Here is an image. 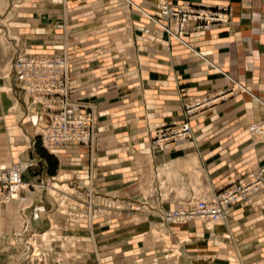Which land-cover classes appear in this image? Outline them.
<instances>
[{
  "label": "crops",
  "instance_id": "obj_1",
  "mask_svg": "<svg viewBox=\"0 0 264 264\" xmlns=\"http://www.w3.org/2000/svg\"><path fill=\"white\" fill-rule=\"evenodd\" d=\"M155 2L0 0L4 32L0 38V164L24 160L48 166L47 161L51 162L38 146L22 148L25 113L21 106L29 97L11 92L14 81L5 75L11 73L18 51L50 55L53 40L65 47L70 59L72 100L96 118L93 148L54 153L59 158V174L67 180L91 175L96 191L103 195H140L144 187L155 183V170L190 157H184V150L161 153L150 149L152 126L181 121L182 104L188 99H182L180 89L190 88L189 98H197L222 92L233 81L248 92L226 98L219 109L200 116L191 127L197 132L207 127L208 117L216 123L229 118L225 129L234 130L205 136L203 141L196 135L206 144H198V156L204 162L216 160L210 170L211 175L220 174L213 181L214 191L234 184V178L249 167L264 164H258L259 158L264 159V144H254L246 129L248 121L264 117L259 103L264 102V0L233 1L235 16L230 24L189 34L187 45L168 40L137 11L136 6L140 12L154 14ZM57 15L60 19L54 20ZM29 109L30 119L41 115L38 107ZM47 125V118L38 123L41 128ZM35 127L30 126L29 142L37 139ZM237 160L240 163L234 169L227 167ZM44 178L40 169L23 175L25 183ZM165 208L176 206L167 203ZM138 217L142 222L136 225L125 214L114 217L109 226L97 220L79 227L74 233L82 248L81 264L89 259L93 264H264V203L236 205L233 216L212 233L201 222L169 228L157 216L141 213ZM154 229L160 236L153 235Z\"/></svg>",
  "mask_w": 264,
  "mask_h": 264
},
{
  "label": "rangeland",
  "instance_id": "obj_2",
  "mask_svg": "<svg viewBox=\"0 0 264 264\" xmlns=\"http://www.w3.org/2000/svg\"><path fill=\"white\" fill-rule=\"evenodd\" d=\"M11 1L15 2V0H11ZM174 1L175 0H169L170 5L180 6V7H190L196 10H205L207 12L212 13L214 16L213 18L215 19L219 18L221 15H226L229 18V21L227 23H222V22L220 23L217 21L212 22V24L210 25L211 28L209 30H203V29L198 30V26H200L198 24H196V26H191L185 33L183 37L184 42L182 43L176 40L175 38L163 33L162 30L155 23H153V20H151L152 18L157 19V17L161 12L160 0H156V2L153 4L154 14L153 13L149 14L142 10H141L142 12H140L139 7L136 6L137 11L139 13H142V15H145L146 18L149 20V23L153 26H156L162 34H165L168 37V40L170 41L175 40L182 45H187L185 38L189 34L192 33L204 34L211 32L215 28L230 24L235 16V7L233 2L235 0H213L212 2L209 1V3L205 0H177V3H175ZM54 2H56V0H54ZM132 5L133 4H131V6ZM55 19L59 20L60 16L59 15L54 16V20ZM202 26H206V23L204 22ZM1 36H4V32L2 31V29H0V38ZM51 46H52V51H51L52 53L46 56L55 57V56L66 55L65 47L60 45V42H55V40H53ZM169 48H170L169 46L165 47L166 50H169ZM26 53L31 54L30 52H26ZM38 56H44V55H38ZM220 74L226 77L225 74L221 72ZM5 77H7V75H5ZM231 85L232 86L230 88H227L225 90H220L222 92L219 93L213 92L203 96H199L197 98H189L190 88H186V87L181 88L180 94L182 99L183 100L188 99L182 104L181 121L178 123L172 122L170 124H165V125L181 124L185 119L184 116L185 104H187V102L191 100L202 99L205 97L217 98L220 96L218 101L216 100V102L211 104V106L205 108L201 112H198L190 121L193 122L196 119H198L200 116H204L207 113L216 110L217 108L219 109L224 103V101L227 100L226 98L228 97L234 98L236 94H238L241 91L248 92V90L240 84L239 86H241L244 90H241L236 85L235 82H232ZM182 90L187 92V96H183L184 93H182ZM13 92H16L15 89L13 90ZM17 95L18 97L23 96V94H19V93H17ZM259 103L262 104V106L264 107V102L261 103L260 101ZM31 107L32 105L30 100H28V103L25 105L24 108L21 106L22 112L25 113L21 120L22 128L24 129L23 130L21 128V132H20V134L22 135L21 136L22 148L26 149V147L33 148L34 146L35 147L38 146L37 149L39 151H43L45 155L51 158V162L47 161L48 166H46V164L44 165V162L43 165H41L36 162H30L24 160H16V163L13 162L9 163L10 165L8 166H14L17 163L32 164V167L28 168L27 171L32 169H40L42 174H45V178L39 180L38 182H28L29 185L33 184L31 185L32 188L29 189L27 186H25L23 193L20 197V200L18 202L13 204L0 203V264H76V263L81 264L82 262L81 260L83 258L82 248L80 247V240L75 235L74 232H76V230L79 227L89 222L82 221L78 224H75L74 226L70 225V223H68L63 218V216L60 215L59 212H58L59 214L54 213V211H58V206L52 197V196H56L57 194L53 188L54 183L59 184L60 185L59 187L61 188V183L63 182L76 184L78 181H69L65 177H63V175L59 174V168H60L59 158L56 157L54 153L50 152L47 148H45L41 136L43 128L36 126L35 131L37 132V139L36 141L29 142L30 141L29 136L33 134V131L30 128V126H35L37 122V117H34V119H30L31 113L29 112L30 110L29 108ZM249 117L251 118L252 115H250ZM213 118L214 117H208L206 119V121L209 122L207 124V127H203L200 130H197V132L194 131L192 132V138L190 139L191 142L187 143L183 147H177L174 149L179 151L184 150L185 152L184 157H186L187 155L190 156L187 160L179 161L178 164L171 163V164H166L163 167H159L158 171L155 170L156 171L155 173L156 178L154 179L156 180L154 181L155 183H151V185L149 184L147 187H144V192H142L140 195L136 197L131 198V197L115 195V197L118 198L117 200L120 199V202H116L114 200L112 201L110 198H105L108 200H102V202H107V203L110 200V202H112L115 207H119V209L111 210L110 211L111 215L106 216L105 219L100 218L98 220H102L103 222L102 224H104L105 226H109L113 223L114 217L120 218L121 216L123 217L126 214L130 217L132 224L136 225L142 222V220L138 217L139 214L148 213V215L157 216L162 221L159 210L164 209L166 211H170L169 209L165 208V204L167 203L173 204L174 206H176V208L179 204H186V205H189L191 203L195 204L200 199L202 200L203 198L212 195H218L224 192L226 189L240 184L242 181L248 179L250 173L254 169L261 168L264 166V164L261 166L253 165L238 177L236 176L234 179L235 180L237 179V181H234L235 182L234 184L225 187L221 191H214L215 189L212 185L213 181L216 178H218L220 174L211 175L210 170L214 167V163L216 160L215 158H212L206 162L200 160L198 156L199 155L198 144L200 143L199 142L200 139H197L196 135L201 136V141H203V138H205V136L211 135L218 137L227 134V131L232 130L233 127L225 129L226 122H228L229 118L221 123L213 122ZM258 121H264V117L259 120L248 121L246 125L247 134H249L248 130L250 124ZM165 125L158 124L152 126L154 138L151 142L150 149L153 152H161V153L169 152L164 150H153L152 147L154 139L157 134V128ZM28 130H30V132L32 133L30 132L28 133ZM94 132L96 134V127ZM249 136H250V140H252L250 134ZM259 144H263V143H259ZM200 145L201 147H204L206 144L200 143ZM52 157H54L55 160L52 159ZM194 157L198 160L195 166L196 168L200 169L199 172L195 171L194 169L195 166L191 170L186 169L185 166L186 162L190 161V159ZM241 157L242 155L239 156L238 160H240ZM238 160L233 165L231 164V166L227 165V167L228 168L231 167L234 169L241 161ZM259 160L260 161H258V164L264 162V159L262 158H259ZM153 173L154 170L152 172V175ZM84 179L85 178L81 179L84 181V184L90 185L88 181H85ZM67 183H65V185L69 187V184ZM43 184L50 185L48 190L49 192L47 191L44 192L42 190L40 186ZM33 187L34 188L36 187L35 190L33 189ZM51 190L52 191L54 190L53 191L54 193H52ZM263 192L257 198L258 205H254V206H252V204L247 205L246 202H242L237 205L249 206V207L261 206L264 203ZM105 196L111 198L113 197V195H105ZM41 197L42 200L40 199ZM162 200H164L163 201L164 203L163 205H160L159 203ZM34 201L36 202L34 207L28 210L29 206H31L34 203ZM142 204H146V205H142ZM41 205L45 207L46 213L36 210L37 208H40ZM235 206H233V208ZM233 208H232V216H233ZM47 213H50L49 216ZM44 216H45V220H44ZM95 221H91V223ZM42 222L45 223L42 224ZM196 222H201V221H195L194 223ZM225 223H220L215 225L211 229V231H213V229L216 226L224 225ZM183 225L185 224L174 225V226H183ZM172 226H167V227L170 228ZM153 235L160 236V233L156 229H154ZM157 239H159V237H157ZM231 259L239 261V257L236 259L235 256L234 258L231 256ZM86 264H93V260L92 259L86 260Z\"/></svg>",
  "mask_w": 264,
  "mask_h": 264
},
{
  "label": "built area",
  "instance_id": "obj_3",
  "mask_svg": "<svg viewBox=\"0 0 264 264\" xmlns=\"http://www.w3.org/2000/svg\"><path fill=\"white\" fill-rule=\"evenodd\" d=\"M161 12L153 22L163 31L179 42H184L183 37L191 26H198V30H209L212 22L227 23L228 16L221 15L213 18V14L205 10H196L190 7L170 5L169 0H160ZM206 26H202L203 23ZM70 59L62 56H38L18 51L12 60V71L7 75L14 80L15 91L29 97L32 107H38L41 115L37 118L35 126L44 118L48 125L42 130V139L50 152L57 150H77L81 146L93 148L96 142V118L94 113L84 112L83 107L71 98ZM183 96L187 92L182 90ZM220 97V96H219ZM217 98H202L187 102L184 109V121L179 125L158 126L153 142V150L170 151L192 138L191 119L205 108L215 103ZM249 132L254 144H264V121L251 123ZM32 164L17 163L12 167H0V201L12 202L19 199L22 187L32 188L23 179L24 173ZM90 185H85L83 180L76 184L61 183V188H54L55 200L58 211L63 218L75 225L80 222H91L111 215V210L119 209L110 200L120 202L115 196L107 197L96 191L92 184V176L84 179ZM65 183L69 187H64ZM42 190L49 192L50 185H41ZM36 188V187H35ZM33 187V189L35 190ZM264 191V166L254 169L247 180L226 189L218 195H212L195 204H179L177 208L166 211L160 209L161 219L167 225L185 224L193 221H202L209 232L208 224L227 222L232 216L233 206L246 202L258 205L257 198ZM42 200V197L40 198ZM39 199V200H40ZM164 200L159 204L163 205ZM34 203L28 210L33 208ZM124 204V203H122ZM146 205V204H142ZM67 211H66V210ZM37 211L46 213L41 205ZM52 213V212H51ZM58 213V214H59ZM48 216L50 213H47ZM50 218V217H49ZM214 230V229H213Z\"/></svg>",
  "mask_w": 264,
  "mask_h": 264
},
{
  "label": "bare ground",
  "instance_id": "obj_4",
  "mask_svg": "<svg viewBox=\"0 0 264 264\" xmlns=\"http://www.w3.org/2000/svg\"><path fill=\"white\" fill-rule=\"evenodd\" d=\"M152 20V19H151ZM154 23V22H153ZM159 27V26H158ZM160 28V27H159ZM161 30H162V32L163 33H165L164 31H163V29L162 28H160ZM166 34V33H165ZM183 43V42H182ZM185 44V43H184ZM233 82H235V81H233ZM236 83V85L241 89V90H244L241 86H239V84L237 83V82H235ZM248 132H249V130H248ZM249 134H250V132H249ZM189 142H191V141H186V142H183L182 144H180L179 145V147H183V146H185L187 143H189ZM197 159L194 157V158H192V159H190V161H188V162H186V169L187 170H191V169H193L194 168V166L197 164ZM6 163H8V164H6ZM6 163H3V164H1L0 165V167H12V166H8V165H10L9 164V162H6ZM195 171H197V172H199V170L200 169H198V168H196V166H195ZM60 185L59 184H57V183H54V185H53V188H58ZM64 187H68L67 185H64ZM24 188H25V186L24 187H22V189L20 190V192H19V199L17 200V201H10V202H2V201H0V203H2V204H13V203H16V202H18L19 200H20V197H21V195H22V193H23V190H24ZM52 188V189H53ZM60 188V187H59ZM26 190V189H25ZM54 191V190H53ZM52 190H51V192L52 193H54ZM196 221V220H195ZM195 221H193V222H195ZM193 222H191V223H193ZM202 222V221H201ZM164 223V222H163ZM221 223H223V222H221ZM166 226H172V225H182V224H171V225H167L166 223H164ZM189 224V223H188ZM220 224V223H219ZM217 225V224H216ZM208 228H210V230L215 226V224L214 223H210V224H208ZM45 237V236H44Z\"/></svg>",
  "mask_w": 264,
  "mask_h": 264
}]
</instances>
